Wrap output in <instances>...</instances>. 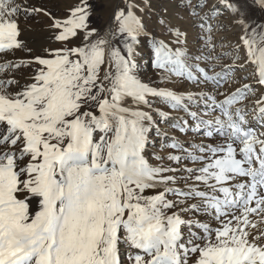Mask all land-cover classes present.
Returning <instances> with one entry per match:
<instances>
[{
  "label": "snow or ice",
  "instance_id": "obj_1",
  "mask_svg": "<svg viewBox=\"0 0 264 264\" xmlns=\"http://www.w3.org/2000/svg\"><path fill=\"white\" fill-rule=\"evenodd\" d=\"M0 264H264V0H0Z\"/></svg>",
  "mask_w": 264,
  "mask_h": 264
},
{
  "label": "rangeland",
  "instance_id": "obj_2",
  "mask_svg": "<svg viewBox=\"0 0 264 264\" xmlns=\"http://www.w3.org/2000/svg\"><path fill=\"white\" fill-rule=\"evenodd\" d=\"M38 2H39V0H38ZM45 2H48L50 5H52V4H56L58 2V0H45ZM67 2H71V0H67ZM63 3H64V0H59V5L61 7L63 6ZM149 26L151 27V24ZM141 71L145 75L146 79L151 80L157 84L160 83L158 73L156 72L155 69H153L151 67L147 53H145V55H144ZM161 86H163V85H161ZM169 86L171 87L172 85H169Z\"/></svg>",
  "mask_w": 264,
  "mask_h": 264
},
{
  "label": "bare ground",
  "instance_id": "obj_3",
  "mask_svg": "<svg viewBox=\"0 0 264 264\" xmlns=\"http://www.w3.org/2000/svg\"><path fill=\"white\" fill-rule=\"evenodd\" d=\"M144 59V58H143Z\"/></svg>",
  "mask_w": 264,
  "mask_h": 264
}]
</instances>
